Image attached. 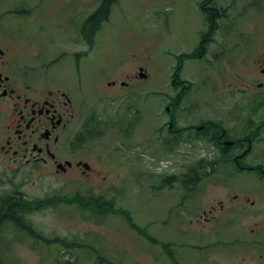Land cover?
Wrapping results in <instances>:
<instances>
[{
	"label": "rangeland",
	"instance_id": "1",
	"mask_svg": "<svg viewBox=\"0 0 264 264\" xmlns=\"http://www.w3.org/2000/svg\"><path fill=\"white\" fill-rule=\"evenodd\" d=\"M100 1L0 0V14L7 8L25 14H3L0 45L38 76H51L75 96L79 89L83 110L97 109L101 133L83 147L94 168L90 180L82 182L75 173L25 182L19 176L15 183L7 184L14 178L0 182V191L18 188L42 201L91 192L114 202L110 214L99 218L81 214L75 200L53 208L34 201L28 218L45 239L6 232L0 264H176L169 252L180 264H264V178L219 162L216 150L211 161L219 164L205 163L208 175L195 181L193 191L181 184L185 162L197 163L204 154L200 148L211 146L207 131L217 129L211 123L237 139L258 128L243 166L264 167V87H256L263 80L256 76V61L264 41V3L217 0L229 16L219 20L221 31L209 42L208 55L184 62L180 80L192 88L179 99L171 75L183 63L180 55L193 51L207 30L202 0H118L89 46L78 31ZM138 69L144 77H135ZM122 81L135 83L136 93L122 88ZM169 115L177 127L205 125L207 131H186L176 143L168 132ZM167 143L174 144L168 152ZM148 156H173L174 173L180 175L159 173ZM204 212L208 221L190 222ZM194 246L206 248L198 252Z\"/></svg>",
	"mask_w": 264,
	"mask_h": 264
},
{
	"label": "flooded vegetation",
	"instance_id": "2",
	"mask_svg": "<svg viewBox=\"0 0 264 264\" xmlns=\"http://www.w3.org/2000/svg\"><path fill=\"white\" fill-rule=\"evenodd\" d=\"M258 3L262 6L264 0H258ZM213 11L212 8L209 10L212 19L219 14ZM201 45L197 48L200 54L194 56L200 57L205 55L202 52H208V47ZM9 51L8 47L0 45V182L6 184V179L14 178L7 184L15 183L19 176L24 177V182L43 176L57 180L72 173L82 181L90 180L94 168L85 160L87 153L83 147L86 133L91 136L97 132V123L92 116L96 112H85L84 97L80 100L71 91L60 88L52 82L51 76H38L32 70L33 66H22ZM260 52L256 61L259 66L256 76L263 77L262 81H256L259 89L264 87V41ZM195 129L203 132L206 126L200 125ZM210 130L207 134L219 146L241 152L233 161L237 164V158L244 160L251 152L257 139L253 132L258 128L250 129L241 139H229L222 128ZM97 173L100 177L101 172ZM21 201L26 202L25 209L18 207ZM27 202H32V199L18 188L0 191V246L5 233L12 229L17 231L14 235L18 238L26 233L31 238L37 236L42 239L28 218L32 212H29L31 205ZM204 215H196L200 224L204 219L209 220ZM16 216L20 217L16 220ZM18 220L25 223L24 228L17 225Z\"/></svg>",
	"mask_w": 264,
	"mask_h": 264
},
{
	"label": "trees",
	"instance_id": "3",
	"mask_svg": "<svg viewBox=\"0 0 264 264\" xmlns=\"http://www.w3.org/2000/svg\"><path fill=\"white\" fill-rule=\"evenodd\" d=\"M118 0H101V3L99 5V7L92 13L90 14L87 19L83 22V24L80 26V35L83 36L84 40L90 44V46L93 44L94 39L96 34L98 33V31L102 28L103 23L106 22L111 14V10L113 8V6L117 3ZM206 38H208L206 36ZM206 43V40L204 41V44H202L201 46H204ZM203 49L201 48V51ZM198 54V53H197ZM180 71V68H178L172 78V83L173 86H177V78H178V73ZM235 154L236 153H231L228 148H222L221 151V159L225 160V161H230L233 162L235 159ZM237 164L234 163L233 166L236 168L237 171H241L244 169H246L245 167L241 168V159L237 158ZM220 160V159H219ZM219 164V163H218ZM238 165V167H237ZM248 170H252L255 171L259 177L264 178V167L263 165H258L257 167L253 168V169H248ZM208 175V174H206ZM189 177L191 176H197V179H201L203 178V174L200 173V169L199 167H190L189 168ZM190 181V180H189ZM184 182V185L189 186L191 183L190 182ZM84 198V197H83ZM79 198H75L77 203H81L83 204L82 199ZM87 199V198H86ZM25 203L26 202H22L20 203V208L25 209ZM91 206H93L94 209L97 210H101L104 209L105 207H108L109 205H104L105 201L101 198L96 199V201L90 200V202H88ZM14 214V213H13ZM20 216H16V220L17 218ZM19 221V220H18ZM19 227L24 228L25 227V223H22L21 221L18 222L17 224ZM177 264V262H175Z\"/></svg>",
	"mask_w": 264,
	"mask_h": 264
}]
</instances>
